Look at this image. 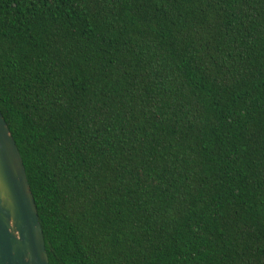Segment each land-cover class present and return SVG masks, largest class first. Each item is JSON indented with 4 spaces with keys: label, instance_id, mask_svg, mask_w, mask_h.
Listing matches in <instances>:
<instances>
[{
    "label": "trees",
    "instance_id": "16d2710c",
    "mask_svg": "<svg viewBox=\"0 0 264 264\" xmlns=\"http://www.w3.org/2000/svg\"><path fill=\"white\" fill-rule=\"evenodd\" d=\"M0 108L49 264H264V0H0Z\"/></svg>",
    "mask_w": 264,
    "mask_h": 264
},
{
    "label": "water",
    "instance_id": "95a60500",
    "mask_svg": "<svg viewBox=\"0 0 264 264\" xmlns=\"http://www.w3.org/2000/svg\"><path fill=\"white\" fill-rule=\"evenodd\" d=\"M0 264H49L25 164L1 108Z\"/></svg>",
    "mask_w": 264,
    "mask_h": 264
}]
</instances>
